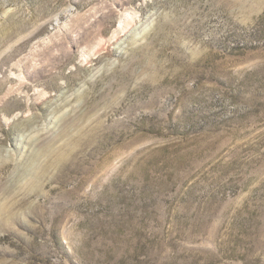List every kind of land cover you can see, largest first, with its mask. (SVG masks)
Listing matches in <instances>:
<instances>
[{
  "label": "rangeland",
  "instance_id": "rangeland-1",
  "mask_svg": "<svg viewBox=\"0 0 264 264\" xmlns=\"http://www.w3.org/2000/svg\"><path fill=\"white\" fill-rule=\"evenodd\" d=\"M0 264H264V0H0Z\"/></svg>",
  "mask_w": 264,
  "mask_h": 264
},
{
  "label": "bare ground",
  "instance_id": "bare-ground-1",
  "mask_svg": "<svg viewBox=\"0 0 264 264\" xmlns=\"http://www.w3.org/2000/svg\"><path fill=\"white\" fill-rule=\"evenodd\" d=\"M133 15L132 14H127V15H125V16H123V23L125 24V25H128L129 26V24H130V22L133 20Z\"/></svg>",
  "mask_w": 264,
  "mask_h": 264
}]
</instances>
